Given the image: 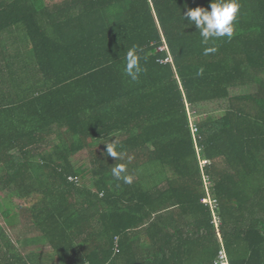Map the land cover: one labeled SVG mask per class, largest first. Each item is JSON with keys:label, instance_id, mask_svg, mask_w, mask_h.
<instances>
[{"label": "trees", "instance_id": "obj_1", "mask_svg": "<svg viewBox=\"0 0 264 264\" xmlns=\"http://www.w3.org/2000/svg\"><path fill=\"white\" fill-rule=\"evenodd\" d=\"M212 2L0 0V264H264V0Z\"/></svg>", "mask_w": 264, "mask_h": 264}, {"label": "clouds", "instance_id": "obj_2", "mask_svg": "<svg viewBox=\"0 0 264 264\" xmlns=\"http://www.w3.org/2000/svg\"><path fill=\"white\" fill-rule=\"evenodd\" d=\"M239 9L240 4L238 3V0H213L210 4V11L202 7L189 9L183 16V20L187 19L190 24H194L202 37V43L207 44L210 40L232 37L235 27L234 22L237 19ZM139 51L142 50L137 49L134 46L127 52L126 55V66L124 72L133 81L137 80L139 74L144 71L139 63L141 58L138 55ZM209 51H214V49H209ZM191 126L193 128V132H195L193 124H191ZM106 145L108 155L116 159L122 156V153L117 150L119 145L115 140L114 142L107 143ZM203 162L205 163V161ZM125 171L126 166L124 164H118L112 167V175L117 180L123 179L125 183L130 184L132 183V177L128 175L122 176Z\"/></svg>", "mask_w": 264, "mask_h": 264}, {"label": "rangeland", "instance_id": "obj_3", "mask_svg": "<svg viewBox=\"0 0 264 264\" xmlns=\"http://www.w3.org/2000/svg\"><path fill=\"white\" fill-rule=\"evenodd\" d=\"M252 88L250 87V88H246L245 90L247 91V90H251ZM207 107L209 108V109H213V108H222V107H219V104L217 105V104H210L209 106L207 105ZM223 115V110L222 109H218L217 111H212L211 113H210V116L211 117H213V118H219V117H221ZM200 118H195V117H191V121H192V124H193V127L196 129V123H197V121L199 120ZM200 150V148L198 147V151ZM89 155V151L88 150H83V151H81L80 153H78L74 158H73V160H74V162H79V161H81V160H83L84 158H86L87 156ZM203 163V162H202ZM14 199L15 200H13L14 201V203L16 204V206H19V205H22V201L21 200H19L18 198H15L14 197ZM18 215H16L15 217H14V221H16V222H22L23 221V219H22V216L20 215V213L18 212L17 213ZM0 220H3V217H1L0 216ZM7 224V223H6ZM218 224V223H217ZM5 226H8V225H5ZM21 227V226H20ZM19 227V228H20ZM17 228V227H16ZM12 229V228H10L9 226L7 227V230L9 231V233H11L10 231H12L13 232V234L15 235V233H16V231H17V233H18V229ZM21 229V228H20ZM218 231H219V228H218ZM16 233V234H17ZM220 233V232H219ZM50 248L49 247H47V246H45V248H44V250H43V253H42V255L43 256H45V257H47L48 256V253L50 254ZM48 260H50V257H48L47 258ZM52 261V260H51ZM54 261V260H53Z\"/></svg>", "mask_w": 264, "mask_h": 264}, {"label": "built area", "instance_id": "obj_4", "mask_svg": "<svg viewBox=\"0 0 264 264\" xmlns=\"http://www.w3.org/2000/svg\"><path fill=\"white\" fill-rule=\"evenodd\" d=\"M196 129L194 128V131ZM204 202H207V203H210V204H214L215 201L214 199L212 198V196H208L207 199L204 200ZM214 206V205H213ZM215 264H229V261H228V255L227 253L225 252V250H221L219 255L217 256L216 260H215Z\"/></svg>", "mask_w": 264, "mask_h": 264}]
</instances>
